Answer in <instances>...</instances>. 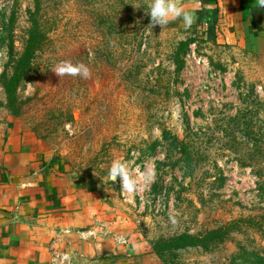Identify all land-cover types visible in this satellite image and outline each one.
Returning a JSON list of instances; mask_svg holds the SVG:
<instances>
[{
    "label": "rangeland",
    "instance_id": "obj_1",
    "mask_svg": "<svg viewBox=\"0 0 264 264\" xmlns=\"http://www.w3.org/2000/svg\"><path fill=\"white\" fill-rule=\"evenodd\" d=\"M189 0H180L187 7ZM150 0H0V78L9 47L22 52L38 5L45 41L18 91L22 124L61 173L83 189L91 226L109 234L161 239L227 229L157 257L161 264H244L264 257V55L209 41L182 19L150 25ZM187 10V8H186ZM189 42L176 73L173 56ZM62 61L91 78L57 77ZM128 162L134 178L154 179L127 194L107 173ZM102 229V231H101ZM247 264H255L247 262Z\"/></svg>",
    "mask_w": 264,
    "mask_h": 264
},
{
    "label": "crops",
    "instance_id": "obj_2",
    "mask_svg": "<svg viewBox=\"0 0 264 264\" xmlns=\"http://www.w3.org/2000/svg\"><path fill=\"white\" fill-rule=\"evenodd\" d=\"M209 41L264 55V8L256 0H189ZM42 155L35 137L0 111V264H161L144 239L80 219L83 189ZM102 231V229H101ZM84 234V235H81Z\"/></svg>",
    "mask_w": 264,
    "mask_h": 264
},
{
    "label": "trees",
    "instance_id": "obj_3",
    "mask_svg": "<svg viewBox=\"0 0 264 264\" xmlns=\"http://www.w3.org/2000/svg\"><path fill=\"white\" fill-rule=\"evenodd\" d=\"M38 9L39 7L36 5V8L33 12H27L30 28L25 35L22 52L19 56H17L14 53L12 44H10L8 54L10 72H3L0 78V84L6 99V110L12 117L20 116L22 103L18 97V91L20 86L25 83V80L31 71L32 61L45 41V33L43 31L39 17L40 10ZM196 29L202 30L199 27ZM188 44L189 42L181 43L173 56V65L175 66L176 73L182 68L183 62L181 56L185 54L184 50ZM226 230L227 229H217L210 231L207 232L202 238L189 234H181L169 237L167 239H161L152 246V251L157 257L160 258L164 253L179 251L193 246H200L207 241L222 243L224 236L226 235ZM236 258L238 260H242L244 264H247V262L264 264V257L258 255V253H245L242 255V257L235 254L234 260H237ZM228 264H233V261Z\"/></svg>",
    "mask_w": 264,
    "mask_h": 264
},
{
    "label": "clouds",
    "instance_id": "obj_4",
    "mask_svg": "<svg viewBox=\"0 0 264 264\" xmlns=\"http://www.w3.org/2000/svg\"><path fill=\"white\" fill-rule=\"evenodd\" d=\"M199 0H197V5ZM260 8H264V0H256ZM150 25L153 28L160 26L165 28L171 21L182 19L184 26L190 28L195 22L193 13L186 10L180 0H150L149 4ZM52 72L57 77H81L83 79L91 78V71L83 63L73 64L71 61H62L58 63ZM155 172L151 167H146L139 177L134 178L132 171L129 169L128 162L123 160H113L107 173V180L111 184L120 183V189L127 193L133 194L141 190L140 184H147L154 179ZM84 235V234H81Z\"/></svg>",
    "mask_w": 264,
    "mask_h": 264
}]
</instances>
